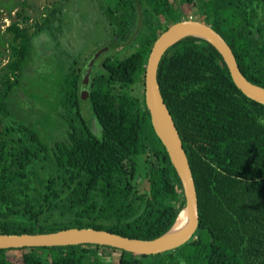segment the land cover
<instances>
[{"label": "trees", "instance_id": "obj_1", "mask_svg": "<svg viewBox=\"0 0 264 264\" xmlns=\"http://www.w3.org/2000/svg\"><path fill=\"white\" fill-rule=\"evenodd\" d=\"M187 5L197 9L194 20L225 38L245 77L264 88V0H118L106 11L112 49L125 43L134 51L108 56L93 70L90 118L76 61L67 65L56 101L39 108L24 95L26 72L44 56L34 48L39 37L56 38L51 23L60 9L34 32L25 25L30 16L18 12L5 30L10 37L0 36V58L9 56L0 67V234L94 228L153 240L173 227L186 202L152 125L145 74L157 39L190 19L182 15ZM158 80L196 184L195 236L150 256L89 244L3 249L0 264H105V251L120 252L112 264H264V105L244 95L217 49L195 37L169 49ZM55 114L66 128L52 143ZM17 251L22 255H9Z\"/></svg>", "mask_w": 264, "mask_h": 264}, {"label": "water", "instance_id": "obj_2", "mask_svg": "<svg viewBox=\"0 0 264 264\" xmlns=\"http://www.w3.org/2000/svg\"><path fill=\"white\" fill-rule=\"evenodd\" d=\"M187 37L205 40L215 47L227 65L236 87L249 99L264 105V88L253 84L245 77L231 46L212 26L198 20L184 19L171 25L154 43L146 65V106L151 115L154 131L165 146L180 179L186 202L173 227L164 235L153 240L129 238L94 228H71L53 233L0 234V250L89 244L150 256L176 250L195 236L200 224L196 184L180 133L165 103L158 80L160 64L169 49ZM98 57V55L93 56L83 72L81 97L84 100L90 96L93 63ZM185 212L184 228L178 234L170 235Z\"/></svg>", "mask_w": 264, "mask_h": 264}, {"label": "rangeland", "instance_id": "obj_3", "mask_svg": "<svg viewBox=\"0 0 264 264\" xmlns=\"http://www.w3.org/2000/svg\"><path fill=\"white\" fill-rule=\"evenodd\" d=\"M24 4H26L25 8ZM117 4L118 0H0V36H7V38L10 36L7 32L5 33V30L14 18H17L18 12L24 10L25 14L30 16L31 20L25 25L30 28L31 32H34L37 29L36 23L41 24L46 17L51 15L52 11L60 9V12H58V18L60 19L55 18L56 20L51 23V26H53L51 31L53 35H56V38L52 39L49 36L47 37V34H42L39 37V46L34 47L41 50L44 56L38 58L39 61L36 62V65L31 63L26 72L30 77L26 82L27 87L23 88V91L29 103L32 100L40 108L44 103L49 106L52 100L56 101L58 85L64 78L67 65H71L73 61H76L75 66H83V70L86 69L84 67L89 64L91 58L98 55L99 57L93 63L94 70L108 56L113 59H122L134 51V48L129 46L126 48L125 43L112 49L113 34L110 32L106 11L109 8L116 9ZM13 7L15 9L12 16H10L9 10ZM196 11L197 9L192 10L187 5L183 7L182 15L190 19H198L200 16ZM140 23L141 20L134 26V34L139 29ZM0 48L3 49L4 46L0 45ZM8 58V54L0 58V67L7 63ZM35 66L37 67L35 68ZM87 101L88 99H82V109L85 117L89 119L91 109L90 102ZM38 110L40 111V109ZM54 121L56 124L52 127L56 130H53L55 139L52 143L64 138L61 134L66 128L58 125V122L62 119L57 117L56 114ZM33 179L34 183L36 182L39 185L36 181L37 177L34 176ZM142 180L143 177H140L138 182L140 183ZM34 186L37 185L34 184ZM105 253L103 255L105 264H112L121 255L120 252L105 251ZM9 255L19 257L22 253L17 251L11 252Z\"/></svg>", "mask_w": 264, "mask_h": 264}, {"label": "bare ground", "instance_id": "obj_4", "mask_svg": "<svg viewBox=\"0 0 264 264\" xmlns=\"http://www.w3.org/2000/svg\"><path fill=\"white\" fill-rule=\"evenodd\" d=\"M186 216V212L182 214V217L180 218L179 222L177 225L173 228L172 232L170 235H175L178 234L185 226L186 219L184 218Z\"/></svg>", "mask_w": 264, "mask_h": 264}, {"label": "flooded vegetation", "instance_id": "obj_5", "mask_svg": "<svg viewBox=\"0 0 264 264\" xmlns=\"http://www.w3.org/2000/svg\"><path fill=\"white\" fill-rule=\"evenodd\" d=\"M92 59V58H91ZM84 68H86V66L84 67ZM84 70L85 69H83L82 71L84 72ZM83 74V73H82ZM82 82H83V75H82ZM82 86V85H81ZM80 91H81V89H80Z\"/></svg>", "mask_w": 264, "mask_h": 264}]
</instances>
